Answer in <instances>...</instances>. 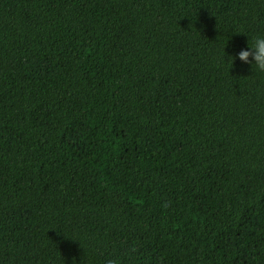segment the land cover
I'll return each instance as SVG.
<instances>
[{
  "label": "trees",
  "instance_id": "16d2710c",
  "mask_svg": "<svg viewBox=\"0 0 264 264\" xmlns=\"http://www.w3.org/2000/svg\"><path fill=\"white\" fill-rule=\"evenodd\" d=\"M257 33L264 0H0V264H264Z\"/></svg>",
  "mask_w": 264,
  "mask_h": 264
},
{
  "label": "clouds",
  "instance_id": "9594fccd",
  "mask_svg": "<svg viewBox=\"0 0 264 264\" xmlns=\"http://www.w3.org/2000/svg\"><path fill=\"white\" fill-rule=\"evenodd\" d=\"M248 47L240 49L233 56L240 61L249 64L253 72L264 73V33H257L251 40H248ZM251 57V59H249Z\"/></svg>",
  "mask_w": 264,
  "mask_h": 264
}]
</instances>
